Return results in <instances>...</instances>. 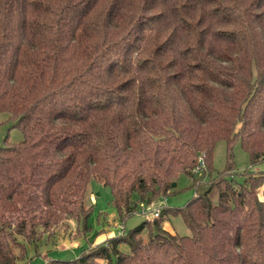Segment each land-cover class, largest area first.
Listing matches in <instances>:
<instances>
[{"label": "trees", "instance_id": "trees-1", "mask_svg": "<svg viewBox=\"0 0 264 264\" xmlns=\"http://www.w3.org/2000/svg\"><path fill=\"white\" fill-rule=\"evenodd\" d=\"M0 112L23 134L0 144V264L87 226L91 177L126 219L181 172L184 206L42 264H264V170L228 176L235 141L264 159V0H0ZM219 139L228 166L200 189Z\"/></svg>", "mask_w": 264, "mask_h": 264}, {"label": "rangeland", "instance_id": "rangeland-1", "mask_svg": "<svg viewBox=\"0 0 264 264\" xmlns=\"http://www.w3.org/2000/svg\"><path fill=\"white\" fill-rule=\"evenodd\" d=\"M6 116V112H0V144L7 133L10 140H19L23 137L21 130L16 126H11ZM231 152L234 171L232 173L233 176L228 174L229 177L242 181L248 171L256 173L258 169L264 170V159L251 164L249 152L239 141L234 142ZM227 166V143L225 139H219L213 149L210 174L203 176L204 180L199 186L200 189H203L211 178H215L220 172L225 171ZM192 180V176L181 172L174 180L176 183L172 184L171 189L151 203L154 205H159L160 203L170 207L184 206L194 194ZM263 188L264 182L256 188L260 196H262ZM111 199L112 192L109 185L99 178L91 177L84 197L85 205L92 206L91 213L87 218L88 225L83 226L81 221L72 217L63 220L53 227V231L49 233L47 231L43 232L36 241L26 242L25 253L18 259V264H42L50 258L76 257L82 252L84 247L93 246L105 241L112 235H116L117 227L120 223L125 224V228L128 230L145 218L149 221L153 218L149 210L143 212L138 207L134 209V213L124 219L120 217ZM163 218L164 222L162 225L170 231L178 233L191 232L181 213L168 211ZM123 220L125 221L123 222ZM146 234L147 231H144L142 234L144 238L147 236ZM120 245L124 250L129 248L127 243H121ZM16 251L18 252L19 249L16 248ZM99 264H104V260L100 259Z\"/></svg>", "mask_w": 264, "mask_h": 264}, {"label": "built area", "instance_id": "built-area-1", "mask_svg": "<svg viewBox=\"0 0 264 264\" xmlns=\"http://www.w3.org/2000/svg\"><path fill=\"white\" fill-rule=\"evenodd\" d=\"M204 164V160L201 157L199 159V163L194 167V170L197 171L200 169V165ZM140 208L143 210V212L149 210V212L152 214V217L158 216L160 214V206L159 205H154L151 202H141L140 203ZM124 228V224L120 223L117 227V234L121 233Z\"/></svg>", "mask_w": 264, "mask_h": 264}, {"label": "water", "instance_id": "water-1", "mask_svg": "<svg viewBox=\"0 0 264 264\" xmlns=\"http://www.w3.org/2000/svg\"><path fill=\"white\" fill-rule=\"evenodd\" d=\"M176 183V181H172V184L174 185Z\"/></svg>", "mask_w": 264, "mask_h": 264}]
</instances>
